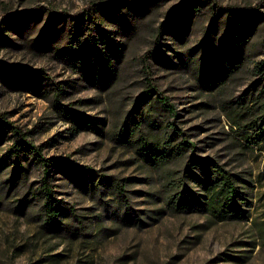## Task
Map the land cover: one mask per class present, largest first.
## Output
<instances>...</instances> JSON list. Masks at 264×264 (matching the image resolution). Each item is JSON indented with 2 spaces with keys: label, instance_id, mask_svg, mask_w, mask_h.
Returning a JSON list of instances; mask_svg holds the SVG:
<instances>
[{
  "label": "rangeland",
  "instance_id": "1",
  "mask_svg": "<svg viewBox=\"0 0 264 264\" xmlns=\"http://www.w3.org/2000/svg\"><path fill=\"white\" fill-rule=\"evenodd\" d=\"M249 7L262 14L244 35L229 10ZM263 13L264 0H0V118L47 158L94 170L51 169L61 203L49 222L44 167L17 157L18 138L0 127V264H264V143L246 141L264 98ZM174 122L198 157L247 179L248 221L166 205V172L183 175L191 154L162 169L127 141L170 136Z\"/></svg>",
  "mask_w": 264,
  "mask_h": 264
},
{
  "label": "trees",
  "instance_id": "2",
  "mask_svg": "<svg viewBox=\"0 0 264 264\" xmlns=\"http://www.w3.org/2000/svg\"><path fill=\"white\" fill-rule=\"evenodd\" d=\"M229 13L239 19L238 26L244 35L249 33L251 21L262 14L261 9L258 7L229 10ZM108 39L110 40V38ZM262 45L264 49V39ZM243 47L242 39H235L232 51L234 53L238 52ZM149 58V53L144 55L143 64L148 74V79H151ZM254 69L255 75L264 86V58L255 65ZM57 90L61 91L60 88H57ZM262 93H264V88L261 91ZM146 94L149 97L155 96L156 101L175 120L180 117L170 98L165 96L152 83L148 85ZM59 96L60 93H57V97ZM257 104L259 112L257 120L252 124V127L257 129L258 132L255 137H250L246 141L250 145L263 149L264 98H258ZM59 108L65 113L64 117L67 119L74 120L79 124L82 123V127L85 129L90 127L91 122L81 112L71 110L68 107L61 106ZM0 124V127L3 129L9 127L18 138L16 148L14 147V153L17 157L23 153L29 154L44 167L45 173L40 187V192L44 197L43 209L48 221L56 222L60 215L59 205L61 202L56 199L55 191L51 187V169L58 167L64 170L70 169L74 172H94V170L78 166L70 161L47 158L40 147L36 146L33 142H29L23 132L9 123L4 116L0 118ZM252 127L247 128V130L252 129ZM169 130L172 131L170 136L163 135L158 138L146 135L136 136L134 131L129 137L131 139L127 141L128 143H135L138 146L137 151L145 160L162 169H166V166H169L174 161L185 159L188 153L191 154L187 163L188 168L183 175L177 174L174 170L166 172L165 187L168 190L166 205L179 214L200 212L208 215L215 221H248L250 219L248 209L250 202L248 199L249 190L247 186L249 184L247 179L236 174L232 168L228 167V164L198 157L196 144L190 141L188 135L177 127L175 122ZM128 134L130 135V132L127 131ZM177 139L179 142H177Z\"/></svg>",
  "mask_w": 264,
  "mask_h": 264
}]
</instances>
